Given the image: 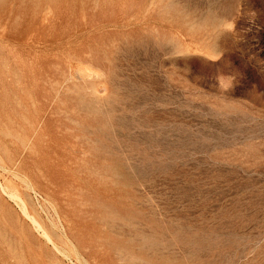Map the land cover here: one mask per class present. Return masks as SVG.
I'll list each match as a JSON object with an SVG mask.
<instances>
[{"label":"rangeland","instance_id":"1","mask_svg":"<svg viewBox=\"0 0 264 264\" xmlns=\"http://www.w3.org/2000/svg\"><path fill=\"white\" fill-rule=\"evenodd\" d=\"M0 264H264V0H0Z\"/></svg>","mask_w":264,"mask_h":264}]
</instances>
